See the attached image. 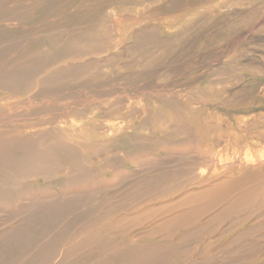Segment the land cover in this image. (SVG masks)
Here are the masks:
<instances>
[{
    "label": "rangeland",
    "instance_id": "rangeland-1",
    "mask_svg": "<svg viewBox=\"0 0 264 264\" xmlns=\"http://www.w3.org/2000/svg\"><path fill=\"white\" fill-rule=\"evenodd\" d=\"M263 158L264 0H0V264H264Z\"/></svg>",
    "mask_w": 264,
    "mask_h": 264
},
{
    "label": "bare ground",
    "instance_id": "bare-ground-1",
    "mask_svg": "<svg viewBox=\"0 0 264 264\" xmlns=\"http://www.w3.org/2000/svg\"><path fill=\"white\" fill-rule=\"evenodd\" d=\"M263 159H264V158H263ZM242 161H243V160H242ZM263 161H264V160H263ZM248 163H249V162H248ZM248 163H247V164H248ZM241 165H242V164H241ZM251 165H252V164H251ZM20 168H21V166H20ZM18 169H19V168H18ZM13 172H14V171H13ZM15 172H16V171H15ZM23 172H24V171H23ZM15 174H16V173H15Z\"/></svg>",
    "mask_w": 264,
    "mask_h": 264
}]
</instances>
